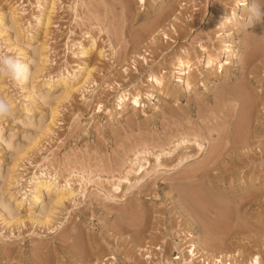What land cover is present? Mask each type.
Here are the masks:
<instances>
[{"label":"rangeland","instance_id":"obj_1","mask_svg":"<svg viewBox=\"0 0 264 264\" xmlns=\"http://www.w3.org/2000/svg\"><path fill=\"white\" fill-rule=\"evenodd\" d=\"M236 1L0 0V53L33 69L21 85L0 77L14 109L0 117V264H264V23L242 29L252 0ZM181 136L188 149L155 173ZM144 150L151 174L133 193L119 178L134 182ZM181 151L196 155L171 169Z\"/></svg>","mask_w":264,"mask_h":264},{"label":"bare ground","instance_id":"obj_2","mask_svg":"<svg viewBox=\"0 0 264 264\" xmlns=\"http://www.w3.org/2000/svg\"><path fill=\"white\" fill-rule=\"evenodd\" d=\"M142 3H145V0H140ZM240 1L241 0H237L236 1V3L237 4H239L240 3ZM53 2H54V0H53ZM172 4V3H171ZM181 4V3H180ZM236 4V5H237ZM53 5V4H52ZM53 8V7H52ZM234 12V11H233ZM50 13H51V11H48V12H46V10H44L43 12H41V15H40V17H39V20H40V22L41 21H43L44 20V23L46 24V27L50 24ZM223 17V16H222ZM227 18V19H226ZM232 19H233V17L231 16V15H228V13L224 16V20H223V22H222V24H224V25H229V24H231L232 23ZM2 23V22H1ZM43 23V24H44ZM228 27H230V25L228 26ZM228 38V37H227ZM228 40V39H227ZM231 44V43H230ZM227 45V46H225V47H222L221 48V50H220V52L217 54V55H215V56H213V57H211V56H207L206 55V57H204V59H203V64H204V66L208 69V70H211L212 69V67H213V65L214 64H217V62H219V61H222L224 58H225V54H226V52H232V48H231V45ZM93 45V44H92ZM90 47H91V45H90ZM201 47V46H200ZM203 49H206V48H204V45H203V47H202ZM202 49V50H203ZM88 48L87 47H83L82 46V49H81V51H80V53L83 55V56H88L90 53L88 52ZM181 53H186V50L185 49H182L181 50ZM205 54V53H204ZM233 54V53H232ZM143 59H145L146 60V58L145 57H143ZM191 62L189 61V60H186V59H184V57L183 56H178L177 57V62H176V64H175V66H177L176 68H177V70H175L174 69V71H173V73H179V74H181V75H179V76H177L178 77V82H180L179 83V85L180 86H182L184 89H190L191 87H192V84H193V81L191 80V78H189V72H190V69H191V67H192V64H190ZM223 65H222V63H220L219 64V67H222ZM223 70V69H222ZM86 73H87V76H86V79L87 78H89V76L91 75V71L92 70H88L87 68H86ZM148 80H151L152 82H154L155 83V85L157 84V85H160V87L161 86H163L164 87V81H163V78H161V76H160V74L158 75V74H155V73H153L152 75H151V77L148 79ZM64 81V80H63ZM63 83V82H62ZM65 83V82H64ZM72 88V87H71ZM127 90H124L118 97H119V99H120V101H119V105H121L122 104V100L124 99L125 100V98H126V96H127V94H130L131 92L129 91V93L128 92H126ZM238 92V91H237ZM244 92V91H243ZM147 93V92H146ZM244 94V93H243ZM249 94V93H248ZM248 94H247V96H248ZM154 96V93H153V91H151V92H148V96ZM128 96H130V95H128ZM127 96V97H128ZM245 96V95H244ZM241 97V96H240ZM242 97H243V95H242ZM251 98V97H250ZM250 98H248V100L250 99ZM118 99V100H119ZM131 102H133L134 104H140V102H141V96H140V93H136V94H133V96H132V98H131ZM247 100V99H246ZM250 102H251V100H249ZM253 102V101H252ZM126 103V102H125ZM243 103V102H242ZM246 103V102H245ZM133 104V105H134ZM135 105V106H136ZM250 105V104H249ZM108 111H109V109H108ZM39 126V125H38ZM37 129V128H36ZM43 130V129H42ZM39 132V131H38ZM185 136V135H184ZM187 136V135H186ZM185 136V137H186ZM185 137H183L182 138V136H181V139H180V137H179V139L176 141V143H174V147L172 148L171 147V149H169V150H167V151H163V152H159L158 154H156V161H157V164H155V166H154V168H153V171L154 170H157L160 166H166L165 165V163H163V161H167L168 162V160H160V155L161 154H163V155H165V158H167V159H169V162H171L170 160H172V158L174 157L175 158V155H174V153H175V150H177V149H179V150H182V149H188V147L189 146H187L188 144V142H190V140L191 139H189V138H185ZM190 137V136H189ZM199 137V136H198ZM204 137L205 136H203V140H206L207 138H205L204 139ZM197 138V137H196ZM201 139H202V135H201ZM194 140V139H193ZM192 141V140H191ZM195 141H196V145H197V152H201V151H203L204 149H205V145H206V143L205 142H203L202 140L201 141H197L196 139H195ZM194 142V141H193ZM186 144V145H185ZM191 146V145H190ZM214 146V145H213ZM211 149V148H210ZM213 149H214V147H213ZM213 149H211L210 151H213ZM20 151V150H19ZM210 151H209V153H210ZM216 151V150H215ZM144 152V154L143 155H141L142 153ZM149 151L148 150H144V151H139L138 153H135V155H134V158L132 159V161H131V164H132V167L128 170L129 171V173L130 172H134V174L136 175V176H134L135 177V180H134V182H132L131 181V179L128 177L129 175L128 174H124V176L122 177V178H119V181L120 182H122L123 180L125 181V182H128L129 183V186H128V188H129V190L128 191H133V193L135 192L134 190H132V189H134L135 187H140L141 188V186L143 187V185H142V183L144 184V180L146 181V176L149 174V176H150V172H149V170L148 169H146L147 167H145V163H143V161L144 160H148L146 157H147V153H148ZM216 152H218V151H216ZM177 153V152H176ZM179 154H180V152H178ZM186 153V152H185ZM189 153V152H188ZM188 153H186L187 155H184V154H182V151H181V156H179L178 154V156L180 157V158H178V161H177V163H173V165H171V164H169V165H171L172 166V168H171V166H170V168L171 169H178L180 166H183V165H186V163L188 162V161H190V160H192L191 158H193L194 159V156L196 155V153L194 152L193 153V151H192V153L191 154H188ZM212 153H214V151L212 152ZM215 155V154H214ZM217 155V154H216ZM215 155V156H216ZM177 156V157H178ZM212 156V158H213V155H211ZM210 156V157H211ZM219 156H220V154H219ZM176 157V158H177ZM144 158V159H143ZM146 158V159H145ZM173 158V159H174ZM218 158V157H217ZM206 159V158H205ZM214 159H216V158H214ZM143 160V161H142ZM177 160V159H176ZM211 161V160H210ZM168 162V163H169ZM173 162V161H172ZM201 162V161H200ZM203 162V161H202ZM206 162H208V160H206ZM198 164V163H197ZM200 164V163H199ZM202 165H203V163H201ZM205 164H207V163H205ZM169 165H167V166H169ZM197 167H202L201 165H197ZM165 168V167H164ZM167 168V167H166ZM169 168V167H168ZM199 168H196V170H198ZM171 169H167V170H171ZM201 169V168H200ZM203 169H204V166H203ZM146 171V173H144L143 174V171ZM128 171H127V173H128ZM155 172V171H154ZM156 172H159V171H156ZM155 172V173H156ZM196 172V171H195ZM194 172V173H195ZM157 175V174H156ZM194 175V174H193ZM192 174H191V176H193ZM188 176V175H187ZM185 178V177H184ZM122 180V181H121ZM154 180V179H153ZM152 183V182H151ZM154 183V182H153ZM147 184V183H146ZM118 185V187L120 186V184L118 183L117 184ZM116 185V186H117ZM145 185V184H144ZM36 187H38V184H37V186ZM50 189V188H49ZM142 189V188H141ZM140 189V190H141ZM199 191V190H198ZM136 193H137V191H136ZM135 193V194H136ZM143 193V192H142ZM194 193V192H193ZM138 194V193H137ZM192 194V193H191ZM73 195V191H70V193L69 194H64V193H61L60 195H59V198L56 200V202L57 203H62L63 202V200L65 199V198H67V197H70V196H72ZM197 195V194H196ZM199 195V194H198ZM195 196V195H194ZM181 203V202H180ZM2 205V204H1ZM180 205V204H179ZM7 206V205H6ZM178 208H180V207H178ZM42 211V210H41ZM51 212V214H53L54 212L53 211H50ZM47 214H49L50 215V213H47ZM193 215H194V213H193ZM46 216V215H45ZM44 216V217H45ZM142 216V215H141ZM191 216V215H190ZM36 219V218H35ZM39 220H41V219H39ZM48 220V219H47ZM47 220H45V222L47 221ZM37 221V220H36ZM41 222V221H40ZM48 222V221H47ZM208 240V239H207ZM206 241V240H205ZM207 242V241H206ZM204 244V243H203ZM192 248L190 247L189 249H190V255L193 257V258H195L196 257V255H197V252H196V249H197V245H196V243L195 242H193L192 244ZM240 250V249H239ZM221 256V255H220ZM104 257V256H103ZM215 257V256H214ZM214 257H213V260H214ZM226 257V256H225ZM228 257V256H227ZM193 258H192V260H193ZM217 258H219V257H217L216 256V258L215 259H217ZM221 258V257H220ZM204 259V258H203ZM103 260V259H102ZM106 260V259H105ZM110 260V259H109ZM113 260V259H112ZM219 261V263H222L223 262V260L221 261V260H219V259H217L216 260V264H217V262ZM225 261H227V260H225ZM224 261V262H225ZM102 262V261H101ZM192 262V261H191ZM210 262V261H209ZM222 263V264H225V263ZM193 263V262H192ZM99 264V263H98ZM174 264V263H173ZM213 264V263H212ZM229 264H231V263H229ZM236 264V263H235ZM251 264H260V258H259V255H255V256H253V258H252V260H251Z\"/></svg>","mask_w":264,"mask_h":264},{"label":"clouds","instance_id":"obj_3","mask_svg":"<svg viewBox=\"0 0 264 264\" xmlns=\"http://www.w3.org/2000/svg\"><path fill=\"white\" fill-rule=\"evenodd\" d=\"M248 12V16L239 21L240 27L244 30L251 29L258 23H264V0H252ZM32 71L31 64L23 62L18 57L0 53V77L21 85L29 81ZM13 115L12 104L0 97V117H12Z\"/></svg>","mask_w":264,"mask_h":264}]
</instances>
